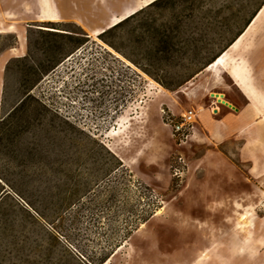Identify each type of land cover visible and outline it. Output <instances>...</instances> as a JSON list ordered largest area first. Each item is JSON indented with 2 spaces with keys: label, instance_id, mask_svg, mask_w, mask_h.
Here are the masks:
<instances>
[{
  "label": "rangeland",
  "instance_id": "374dc122",
  "mask_svg": "<svg viewBox=\"0 0 264 264\" xmlns=\"http://www.w3.org/2000/svg\"><path fill=\"white\" fill-rule=\"evenodd\" d=\"M47 1L58 22L0 0V264H264V120L228 76L233 108L214 115L227 88L207 68L183 86L196 97L161 84L220 55L264 0L156 1L106 38L120 6L150 0ZM245 47L264 89V14ZM190 112L186 139L173 125Z\"/></svg>",
  "mask_w": 264,
  "mask_h": 264
},
{
  "label": "bare ground",
  "instance_id": "6f19581e",
  "mask_svg": "<svg viewBox=\"0 0 264 264\" xmlns=\"http://www.w3.org/2000/svg\"><path fill=\"white\" fill-rule=\"evenodd\" d=\"M42 1V10L43 13L39 15V19L43 23L47 22H58L61 19V13L59 11L58 5L49 4L47 0ZM105 1V0H102ZM156 0H150L144 7L149 6ZM143 7V8H144ZM250 26L246 31L233 43V45L220 54L218 58L212 62L207 69L205 70V76L202 77L207 88H211L215 85H222L227 88L228 91L231 90V87L228 86L225 82L224 76H228L234 86L242 93V95L248 100L250 106L257 112V114L264 120V89L261 88L258 84L257 78L255 77L254 69L252 65L241 56L243 50L247 49L245 47L248 38L255 35L256 25L260 22V19L264 14V7L259 12ZM135 14V13H133ZM132 16L130 13L124 14L122 17L116 19L113 25L119 24L126 20L128 17ZM105 30H102L103 33ZM194 84L191 83L188 86L183 87L179 91L188 96H193ZM196 97V96H193ZM212 97L216 98L217 107L213 108V114H219L218 104L226 105L230 108H233L229 103L225 101V96L220 94H212ZM193 118V117H191ZM195 122V120H193ZM249 216L244 214L239 219V227L246 228L248 225Z\"/></svg>",
  "mask_w": 264,
  "mask_h": 264
},
{
  "label": "trees",
  "instance_id": "16d2710c",
  "mask_svg": "<svg viewBox=\"0 0 264 264\" xmlns=\"http://www.w3.org/2000/svg\"><path fill=\"white\" fill-rule=\"evenodd\" d=\"M158 1H161V0H158ZM157 1V2H158ZM157 2H154L153 4H151V5H149L148 7H150V6H153L154 4H156ZM264 7V3H263V5L261 6V8L258 10V13L262 10V8ZM145 10V9H144ZM144 10H142V11H140V12H138V13H136L135 15H133V16H131V17H129V18H127L126 20H124L123 22H121V23H119V24H117L116 26H114L113 28H111L110 30H108V31H106L105 33H103L102 35H100V37H103V38H106V37H108L109 35H111L112 33H114L116 30H118V29H120L121 27H123V26H125L126 24H128L129 22H131L132 20H134V19H136L137 17H138V15H140L141 13H143V11ZM258 13L247 23V25H246V28H245V31H246V29L250 26V24L253 22V20H254V18L258 15ZM245 31H242L232 42H230L229 44H228V46L224 49V51L223 52H225L227 49H229L232 45H233V43L245 32ZM112 47H114L113 46V44H110ZM222 52V53H223ZM221 53V54H222ZM219 56V55H218ZM218 56H216L215 57V59L216 58H218ZM215 59H213V60H210V61H208L207 63H204V64H202L201 66H199V68H198V70L194 73V75L191 77V78H189L188 80H185V82H179V83H171V84H167L166 82H161V84L166 88V89H169V90H172L173 89V91H177V90H180L181 89V87H183L186 83H188L191 79H193L194 77H196L197 75H199L203 70H205L206 68H207V66H209L210 64H212V62H214V60ZM17 181V180H16ZM49 196H50V193H49ZM48 196V197H49Z\"/></svg>",
  "mask_w": 264,
  "mask_h": 264
},
{
  "label": "crops",
  "instance_id": "0c3cea01",
  "mask_svg": "<svg viewBox=\"0 0 264 264\" xmlns=\"http://www.w3.org/2000/svg\"><path fill=\"white\" fill-rule=\"evenodd\" d=\"M158 1V0H156ZM154 1V2H156ZM153 2V3H154ZM152 3V4H153ZM147 4V3H146ZM146 4L142 5V4H139V6H134L133 8H127L126 6L123 7L122 9V6H120V8L117 10L118 12L115 13V15L118 17H122L124 14L126 13H130L133 15H135L136 13L144 10L145 8L147 7H144ZM151 5V4H150ZM144 7V8H143ZM122 10V11H121ZM135 13V14H133ZM131 17V16H130ZM129 18V17H128ZM118 19V18H117ZM117 25V24H116ZM116 25H111L108 27L107 30H105L103 33H105L106 31L110 30L111 28H113L114 26ZM103 33H100V35H102ZM5 75H6V67H5V63L4 62H1L0 61V94H4L5 92ZM229 91L227 90V93H226V99H228L229 95H228ZM241 93V92H240ZM242 94V93H241ZM225 96V95H224ZM248 101V100H247ZM249 103V102H248ZM249 106H250V103H249ZM251 107V106H250ZM237 111V110H236ZM247 261H244L243 263L242 262H239V264H258L259 260L261 259V256H254L251 257V256H248L247 258Z\"/></svg>",
  "mask_w": 264,
  "mask_h": 264
},
{
  "label": "built area",
  "instance_id": "2783aa9c",
  "mask_svg": "<svg viewBox=\"0 0 264 264\" xmlns=\"http://www.w3.org/2000/svg\"><path fill=\"white\" fill-rule=\"evenodd\" d=\"M194 117H196V115H194L193 112L188 113L181 124L173 125L174 132L183 138H190L193 132H195V126L193 124Z\"/></svg>",
  "mask_w": 264,
  "mask_h": 264
}]
</instances>
